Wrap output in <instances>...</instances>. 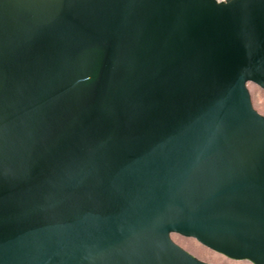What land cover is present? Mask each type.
Segmentation results:
<instances>
[{
    "label": "water",
    "instance_id": "water-1",
    "mask_svg": "<svg viewBox=\"0 0 264 264\" xmlns=\"http://www.w3.org/2000/svg\"><path fill=\"white\" fill-rule=\"evenodd\" d=\"M264 0H0V264H264Z\"/></svg>",
    "mask_w": 264,
    "mask_h": 264
},
{
    "label": "rangeland",
    "instance_id": "rangeland-1",
    "mask_svg": "<svg viewBox=\"0 0 264 264\" xmlns=\"http://www.w3.org/2000/svg\"><path fill=\"white\" fill-rule=\"evenodd\" d=\"M252 108L264 117V91L255 85H247ZM172 241L196 259L209 264H251L248 261H236L208 250L195 240L172 234Z\"/></svg>",
    "mask_w": 264,
    "mask_h": 264
},
{
    "label": "built area",
    "instance_id": "built-area-1",
    "mask_svg": "<svg viewBox=\"0 0 264 264\" xmlns=\"http://www.w3.org/2000/svg\"><path fill=\"white\" fill-rule=\"evenodd\" d=\"M217 1H221V0H217Z\"/></svg>",
    "mask_w": 264,
    "mask_h": 264
}]
</instances>
